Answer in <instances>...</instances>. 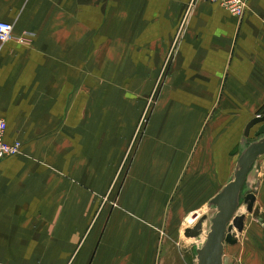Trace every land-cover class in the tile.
I'll return each instance as SVG.
<instances>
[{
    "label": "crops",
    "instance_id": "obj_1",
    "mask_svg": "<svg viewBox=\"0 0 264 264\" xmlns=\"http://www.w3.org/2000/svg\"><path fill=\"white\" fill-rule=\"evenodd\" d=\"M0 21L25 38L0 42L3 140L20 144L0 160V264H159L163 198L179 179L187 210L213 196L264 114V0L240 17L206 0H0ZM154 84L117 204H99ZM232 245L264 264V227Z\"/></svg>",
    "mask_w": 264,
    "mask_h": 264
},
{
    "label": "rangeland",
    "instance_id": "obj_2",
    "mask_svg": "<svg viewBox=\"0 0 264 264\" xmlns=\"http://www.w3.org/2000/svg\"><path fill=\"white\" fill-rule=\"evenodd\" d=\"M155 88L156 84H154L147 93L145 106L143 107L137 124L134 130L131 132V135L125 145L112 180L110 181L105 193L99 197V204H117V198L118 193L121 189V184L124 180L128 165L132 158L133 151L137 145L140 131L139 129L145 123V111L154 101L153 99L155 97ZM262 113H264V110L262 111ZM256 139V137H253L252 134H250L243 143V147L246 146L249 142ZM263 178L264 153L256 157L254 162L250 165L246 173L241 191L239 193L238 205L236 207L235 214H244V226L242 232H234L236 241L239 239H241V242L248 241V238L251 234L255 235L256 233H259V229L263 230L264 204L260 206L253 205L251 212L247 213L245 211V206L242 200L245 192L249 191L255 194L257 192L259 184H261V187L264 186ZM186 181L187 180L179 179L177 182V187L180 189H175L170 196L163 198V226L161 228V231H159V235L163 241L166 240L167 242L160 243L159 245V264H195V249L198 248L203 242L205 233L208 230L209 219L215 212V207L208 203V200L212 196H194L193 198L195 202L192 204V206L189 207L192 208L190 210H187L188 206H184V203L188 197H185L183 194H181V187H183L182 189H185L184 187H186V183L188 182ZM189 183L190 185L193 184L194 186L195 180L189 181ZM217 188L214 189L212 187L210 190L213 192ZM192 210L198 213L197 217L204 214L205 219L201 223V232L199 233V235L194 238H185L183 236V229L185 227L191 226L196 220L195 219L192 223H188L186 221L188 215L192 212ZM256 225L258 227H256ZM261 225L263 226L262 228H260ZM240 248L241 245L235 246L223 243L222 264H240Z\"/></svg>",
    "mask_w": 264,
    "mask_h": 264
},
{
    "label": "water",
    "instance_id": "obj_3",
    "mask_svg": "<svg viewBox=\"0 0 264 264\" xmlns=\"http://www.w3.org/2000/svg\"><path fill=\"white\" fill-rule=\"evenodd\" d=\"M258 125L252 136L261 135L242 148L230 179L208 200L215 207V212L209 219L208 230L201 245L195 249V264H222L223 243L232 245L236 239L234 232H240L243 226L244 214H235L238 197L246 173L256 157L264 153V114L251 117L243 127V135L248 137L252 126ZM252 192H245L243 203L245 211L250 213L254 201ZM205 219L202 214L195 222L183 229L185 238H194L201 232V223Z\"/></svg>",
    "mask_w": 264,
    "mask_h": 264
},
{
    "label": "built area",
    "instance_id": "obj_4",
    "mask_svg": "<svg viewBox=\"0 0 264 264\" xmlns=\"http://www.w3.org/2000/svg\"><path fill=\"white\" fill-rule=\"evenodd\" d=\"M195 1V0H191ZM209 2H214L230 15L235 17H240L245 9L247 0H206ZM15 39L18 42L24 43V37H15L11 33V24L6 21H0V42L7 41L8 39ZM5 129V122L0 117V160L3 157L16 155L20 151V144L18 141L5 142L3 140V132Z\"/></svg>",
    "mask_w": 264,
    "mask_h": 264
},
{
    "label": "bare ground",
    "instance_id": "obj_5",
    "mask_svg": "<svg viewBox=\"0 0 264 264\" xmlns=\"http://www.w3.org/2000/svg\"><path fill=\"white\" fill-rule=\"evenodd\" d=\"M197 216H198V213H197L196 211H192V212L188 215L186 221H187L188 223H192L195 219H197Z\"/></svg>",
    "mask_w": 264,
    "mask_h": 264
},
{
    "label": "flooded vegetation",
    "instance_id": "obj_6",
    "mask_svg": "<svg viewBox=\"0 0 264 264\" xmlns=\"http://www.w3.org/2000/svg\"><path fill=\"white\" fill-rule=\"evenodd\" d=\"M261 135L256 136V138L260 137Z\"/></svg>",
    "mask_w": 264,
    "mask_h": 264
}]
</instances>
